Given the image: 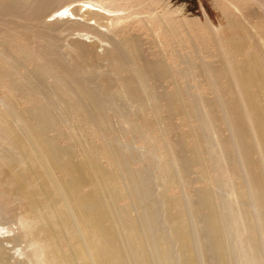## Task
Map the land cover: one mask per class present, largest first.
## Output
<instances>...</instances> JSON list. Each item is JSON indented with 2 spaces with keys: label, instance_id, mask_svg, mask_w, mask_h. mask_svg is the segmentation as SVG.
Returning <instances> with one entry per match:
<instances>
[{
  "label": "rangeland",
  "instance_id": "obj_1",
  "mask_svg": "<svg viewBox=\"0 0 264 264\" xmlns=\"http://www.w3.org/2000/svg\"><path fill=\"white\" fill-rule=\"evenodd\" d=\"M82 1L70 0L68 5L72 7ZM127 2L124 0L121 7H127L133 15H128L127 20L113 21L114 36L117 40L129 41L131 32L138 31L136 42L145 58L157 59L165 69L163 75L151 78L142 87L155 97L159 107L129 103L130 106L124 104L121 108L93 110L52 102L57 96L56 78L51 71L42 70L40 51L53 48L56 55L50 53L47 58L59 61L67 69H79L92 81L99 77L111 88L110 96H115L114 89L126 84L128 72L111 62L118 51L128 55V47L100 54L97 37L87 31L91 24L93 31L112 37L114 30L106 26L109 23L105 18L81 20L78 26L66 31H49L46 21L50 13L41 22L35 21L33 13L29 14L27 0L19 1V12L11 9L0 14V228H4L2 234L6 238L7 235L11 238L4 242L9 253L6 252L5 261L0 264H7L8 260L9 264H14L17 258L23 260L24 254H32L30 243L34 238L59 249L61 255L73 256V263L67 264L86 263L77 255V252L81 253L80 239L93 240L98 255L104 253L95 229L91 233L80 231L81 236L68 231L75 215L73 204L80 202L83 207L85 202L90 213L104 219L103 227L114 234L118 250L128 259L126 264L162 263L154 259L152 244L144 235L141 216L145 205L157 210V228L161 238L169 243L168 264H183V259H188L183 241L175 230L191 235L196 264H247L249 251L244 248V243L250 237L247 223L250 219L260 231L257 246L264 258V215L252 197L245 199L242 196V190H250L246 185L249 174L236 146L237 139L231 136L234 133L232 126L228 122H216L219 117L217 107L226 115L239 105L245 111L241 113L246 119V110L253 107L255 110L251 115L262 125L259 140L264 149V83L252 84L245 95L240 92L238 97L234 79L239 81V77H231L233 74L226 68L229 61L223 56V44L206 36L194 39L195 45L190 37L183 39L186 30L191 33L198 29L194 24L189 25L193 20L205 24V29L222 28L224 34L237 36L233 49L238 43L242 45L237 60L258 64V58L264 70V34L262 36L257 28L264 22V5L259 0H164L166 5L150 7L143 0L135 8L145 19L163 14L159 13V6H166L172 20L165 21L163 17L160 26L142 22L144 27L139 30L140 22H129L137 13L126 5ZM229 18L233 21L231 26ZM176 31L181 33L179 41L178 38L176 41L166 39V34ZM71 43L73 48L68 52L66 46ZM77 45L86 46L90 52L83 62L71 58ZM159 50L161 55H152ZM191 52L195 56L188 63ZM206 67L217 71L224 69L225 73L229 71L218 83L219 88L214 79H210L214 85H209ZM261 78L264 80L263 75ZM228 80L232 82L230 87L226 86ZM241 85L244 86L242 81ZM133 86L137 87L135 81ZM91 88L94 90L93 85ZM206 112L209 122L200 124L198 117ZM192 115L197 117L191 118ZM246 119L243 120L246 124L242 121L241 125L247 128L250 123L247 124ZM23 122L33 125L34 130L29 131ZM247 131L252 133L251 128ZM197 135L201 141L204 138L199 147L194 144ZM219 137L228 138L230 145L225 152L239 160V167L231 169L233 172L226 170L229 165L218 154L221 149ZM248 140L252 141V138ZM43 145L45 150L52 145L61 149L63 157L84 167L83 184L70 196L62 197L52 190L53 178H61L64 183L72 173L67 168L69 175L59 169L54 171V177L44 174ZM257 151L251 155L253 160L261 157V152ZM60 160L64 162L61 156ZM199 161L207 167L204 169ZM247 167L254 169L252 164ZM261 172L264 174V169ZM137 183L145 187L141 203L136 199ZM137 190L142 192L139 186ZM59 209L65 212L62 210L53 217V212ZM215 213L223 219L224 235L220 241L213 242L209 236L210 223L204 216ZM45 226L52 229L55 238L50 237L52 232L45 230ZM3 235L0 234V240ZM20 250L24 254L20 255ZM100 264L107 262L101 259Z\"/></svg>",
  "mask_w": 264,
  "mask_h": 264
},
{
  "label": "bare ground",
  "instance_id": "obj_2",
  "mask_svg": "<svg viewBox=\"0 0 264 264\" xmlns=\"http://www.w3.org/2000/svg\"><path fill=\"white\" fill-rule=\"evenodd\" d=\"M19 1L20 0H0V14H3L4 12H7L11 9L15 12H19L17 10ZM123 1L124 0H83L81 4L72 5L71 7L70 4L68 5V2H70V0H27V2L29 3V14L33 13V18L35 19V21L41 22L44 16L50 13L49 19L47 18L46 21L47 22L46 28L49 31L50 30L66 31L67 29H72L78 26L81 23V20L82 22L88 21L94 17L98 19L105 18L109 23L106 26L113 31L114 30L112 29L113 27L112 25H114L113 21H119L121 18L127 20L129 19L127 17L128 15H133L130 13V11L126 10L127 7L126 9H123L121 7ZM134 1L136 2L134 3ZM163 1L164 0H145L144 3L148 4L150 7H154L155 5H160L161 3H163ZM259 1L261 2V4L264 5V0H259ZM140 3H143V0H128V2L126 3V5H129V8H134V10H132L133 12L137 13L134 15L135 17H133L129 22H137V23L140 22L139 30H141L144 27V24L142 22H146V21L153 22L160 26L162 24V21L160 20L163 19V17L165 21L172 20V17L169 16L170 9H168L166 6H159L160 9L159 13H163V14H156L154 18L150 20L145 19L146 17L141 15L142 13L139 11V9L135 8V6ZM163 4L166 5L165 3ZM107 13L110 16H106ZM78 16H81L84 19H78L77 18ZM232 23L233 21L229 18V25L231 26ZM191 24H194L195 27H198V29L192 30L191 33L189 30H186L187 35L183 34V39L186 37H190L193 41V45H195L194 39L198 40L201 37L206 36L209 40H214L216 42L219 43L221 42L223 44L222 45L224 48L223 56L225 59L228 58L229 61L228 67L226 68H229L230 72L233 74V76L231 75L230 76L231 77L238 76L239 78L237 79H239V81L241 79L244 85L242 86L241 81L239 82L236 79H234L235 80L234 82L236 83V87L235 86L234 87L236 88L238 97H240V92L242 93V95L243 94L245 95V92L247 93L248 88H250L252 84L255 83L254 85H261V83L262 84L264 83V80H262L261 78L262 75L264 76L263 65L261 66L260 65L261 63L259 64L258 61L260 59L257 58L256 60L260 65V67L258 64H255L254 62L248 64L250 62L249 61L247 62V64L246 63L244 64L243 61L240 63V61L237 60L236 56L238 53H241L240 48L242 45L238 43L237 48L233 49L234 40L235 38H237V36H235L234 33L224 34L223 33L224 29L222 28L217 29L214 26L213 29L212 27L210 29H205L204 27L205 24L199 23V21L197 20H193L189 25ZM89 27L90 30H88L87 33L88 34L90 33L91 35L97 37L96 44L101 47V52H100L101 55H105L110 50H115L123 46L128 47V51H129L128 55L126 54V52L118 51L116 52V55L113 57V62H111L112 64L114 63V65L123 67L124 69L127 70L128 76L125 78L126 84H122L120 85L119 88L114 89V93L117 95L110 96L112 92L111 88L109 87L107 82L101 81L99 77H96V79L92 81V79L88 77L89 75L83 73L79 69H67L66 67L60 65L59 61L55 62L47 58V55L50 53L56 55V51H54V49L50 47V48H46L45 51L43 52L40 51V59H41L40 63L42 64L40 66L42 67V70L44 69V71H51V73L56 78V83L54 88L57 91V96L51 101L55 103L59 102L63 104H68L73 108L83 107V108H93V110L95 109L97 110L99 108L100 109L121 108V106L124 104L125 105L127 104L126 106L128 105L130 106V104L132 103L141 106L144 105L149 107H159L158 101L155 102V97L150 93L143 91L142 87L151 78H155L156 76L163 75L165 73V69L162 67V65L158 63L157 59L149 60L145 58L144 52L139 48L140 45L136 42V40L139 38V32L138 31H135L134 33L131 32L129 41H121V40H117L116 37L114 36L116 34L115 30L112 32L113 34L112 37H107L102 33L99 32L97 33L93 31L92 30L93 27L91 24H89ZM257 28L261 35L264 34V22L261 25L257 26ZM124 32L128 33L129 31H124ZM180 35L181 33H178L176 31L174 33L170 32L165 36L166 39L170 38L169 41H176L177 38L179 41ZM66 48L67 51L69 52L70 49L73 48V44L71 43V45H67ZM89 54L90 52L87 51L86 46L84 47L77 45L76 49H74V54L73 56H71V58L74 57L76 60L83 62L88 57ZM152 55L159 56L161 55V51L159 50L158 52L152 53ZM194 56L195 54L191 52V57L188 58L187 62L189 63L194 58ZM251 64H254L253 67L250 66ZM218 69L221 70V68ZM215 70L216 69L212 67L205 68V72L207 74V81L209 85L210 86L214 85L210 80V79H214L216 82V87L219 88L220 86L218 83L223 77H227L229 71L227 72L228 70L227 69L226 70L227 73H225L224 69H222L221 71H217V70L215 71ZM223 73H225L226 75ZM134 81L137 83V87L135 86L132 87V83H134ZM91 85H93L94 90L91 88ZM226 86L228 87L232 86V82H229L228 80L226 82ZM243 87L245 88L243 89ZM11 88L13 87L11 86ZM259 88H262V86H260ZM245 89L247 90L245 91ZM253 97L254 96L252 95V98ZM252 100L253 103H256L254 101L255 99ZM249 108L248 110H246V112L248 111L246 115V117L248 118L246 119L245 115H242L241 112L243 110L239 105H235L233 108H231L227 112L228 114L226 115H223L221 110L217 107L216 109L219 117H217L216 122L217 123L219 121H220L219 123L228 122L230 126H232L234 133L230 132L232 133L231 136L233 135L232 137L233 138L235 137L234 139H237L236 146H238V148L240 149L242 159L244 160L247 168V173L249 174L246 185L249 187L250 190L249 191H245V189L242 190L243 191L242 196L245 199H249L250 197H252L255 205L262 211L264 215V174L261 172V169H264V149H262L260 144L261 140H259V135H260L259 128L262 125L260 126L259 123H257V121L251 115L254 112L253 110L255 109L253 107H251L250 109ZM196 115L198 116L199 113H197ZM196 115H192L191 118ZM200 116L198 117L200 119V124L203 123V121H205L206 123L209 122L208 112L204 113V115H202L201 117ZM244 118L246 119L247 124L250 123V125L248 124V126L250 127L247 126V128L248 130L249 128H251L252 133L251 132L249 133H251L252 141L248 140L251 138H250V134L247 131V128L241 125L242 121L245 120ZM194 120L196 121L197 119L194 118ZM198 121L199 120H197V122ZM212 122H214V120ZM24 125L26 128H28L29 131L32 132L34 130L33 125L28 126L25 123ZM204 125L208 126L207 124ZM230 126L228 125L229 128ZM253 134L255 135L254 136L255 138L252 137ZM199 137L200 136H198L197 139L194 141L195 142L194 144L198 145L200 142L203 141L204 138L201 141ZM44 145L42 147V160L45 166L44 174L48 175V177L49 175L54 177L53 174L56 169H59L61 172H65L68 174V172L66 171L67 168L70 169L71 170L70 173H72V177L65 178L64 183H62L61 178H53L51 184L52 190L62 197L70 196L73 192H75L78 189L79 186L83 184L84 180L82 177V173L84 167L82 165L75 164L70 159H67L66 158L67 156L63 157L62 156L63 151L61 149L58 148L56 149L52 145L50 148H47L45 150L46 146ZM229 145H230V141L228 140V138L225 140L222 137L220 138L218 146H220L221 149H220V153L218 154L221 155L227 161V164L229 165L226 167L227 171L228 169L230 170L234 169L235 166L239 167L238 165L239 160L236 159V157L234 156H228V154L225 152L226 148H228ZM256 149H258L257 151L258 153L261 152V157L258 160H253L251 155ZM113 155L115 157V154ZM60 156L62 157L64 162L60 160ZM199 162L203 165L204 169L205 167H207L206 164L202 163L201 161ZM246 163L248 165L252 164L254 166V169L250 170L247 167ZM121 165L123 164L121 163ZM231 172L233 171L231 170ZM137 186L142 188L141 193L138 192ZM144 190H145L144 186L138 185V183L135 185V192L137 193L136 199L137 200L139 199L140 201L139 203H141L144 198V196L143 197L141 196V194L145 192ZM140 197H142V199H140ZM62 210L61 209H59L58 211L55 210L53 212V217H55V214L61 213ZM72 211H75V215L73 216L72 222L68 226V231L73 235L76 234L81 236L80 231L91 233V231L95 229L96 231H98L100 235V241L104 248V253L98 255L93 240L89 238L80 239L79 246L81 253L77 252V255L80 256L86 262L85 264H100L101 259L103 261H106L107 264H124V263L126 264L128 259L124 257L118 250L116 245V238L114 234L110 231L108 232L103 227L104 219L102 217H97L92 213H90L89 209H86L85 202H84V207L81 202L76 204L75 206L73 204ZM209 219L210 221H208ZM204 220L210 223L208 225V227L210 228L208 229L210 232L209 234L211 235L209 234L208 235L214 240L213 242L220 241L224 235L223 234L224 232L222 231V227H221L223 219L220 220L219 216L215 213L214 215H209V214L205 215ZM141 222L143 223L145 228L144 235L145 237H147L148 241L152 244L154 259L157 261H161L163 264H168L167 256H168L169 243L161 238L160 230L159 228H157L158 217H157L156 208L154 209L152 207H148L147 205H145L143 214L141 216ZM247 223H248V231L250 233V237L247 238L246 242L244 243V248L249 251V257L248 259H246L248 262L247 264H264V258L262 257L261 252L257 246V239L259 237L260 231L259 230H258L259 232L257 231L251 219L248 220ZM3 229L4 228H0L1 235H3L2 234ZM44 229L52 232V229L46 226ZM7 232H9V230H7L6 233ZM175 233L183 241L184 251L188 256V259L187 260L183 259L182 263L196 264L195 261L197 259V256L194 251L193 240L191 235H189V233L187 232H180L178 230H175ZM52 235L53 238L56 237V234L53 232L52 234H50V237ZM188 235L190 238L188 237ZM262 235H264V230ZM7 237L8 238H6V235H3V237L0 240V262L5 261L4 257L7 256V254L9 253L7 251L8 249L7 246L4 245V242H8V240L11 239L9 238L8 235ZM30 245L33 247L31 251L32 254L25 255L23 253V250H20V255L24 254L25 258L23 260L17 258L14 261V264H67V263H73L74 261L73 256L61 255L60 252L58 251L59 249L53 247L51 248L49 245H45L41 243L36 238H34L31 241ZM219 248L221 249L222 246L219 245ZM6 252L8 253L6 254ZM10 257L12 256H9L8 258ZM8 261L9 262H5V263L9 264L10 260Z\"/></svg>",
  "mask_w": 264,
  "mask_h": 264
}]
</instances>
